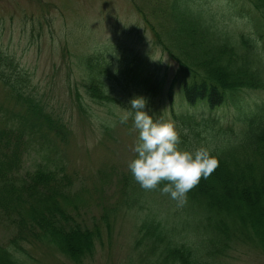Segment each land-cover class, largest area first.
Listing matches in <instances>:
<instances>
[{"label": "trees", "instance_id": "16d2710c", "mask_svg": "<svg viewBox=\"0 0 264 264\" xmlns=\"http://www.w3.org/2000/svg\"><path fill=\"white\" fill-rule=\"evenodd\" d=\"M146 2L137 10L154 47L178 65L167 90L164 80L152 85L150 77L143 79L146 88L165 95L179 147L206 148L218 167L182 205L159 188L145 191L129 170L118 179L120 202L113 215L136 213L138 264H222L237 247L264 256V101H249L252 93H264V0H243L256 14L250 20L255 28L238 36L217 29L214 12L191 0ZM84 63L89 97L98 105L118 102L108 84L111 72L95 58ZM0 82L27 106V115L14 113L6 121V110L0 116V223L14 232L7 246L0 244V264H25L24 243L49 245L72 263L84 264L94 257L102 231L77 220L83 200L75 198L72 178L44 165L21 173L31 126L40 124L63 139L68 129L35 90L28 91L33 77L1 50ZM99 174L110 178L105 171ZM151 202H160L159 212L145 208ZM107 226L111 229L108 221Z\"/></svg>", "mask_w": 264, "mask_h": 264}, {"label": "rangeland", "instance_id": "374dc122", "mask_svg": "<svg viewBox=\"0 0 264 264\" xmlns=\"http://www.w3.org/2000/svg\"><path fill=\"white\" fill-rule=\"evenodd\" d=\"M191 1L214 12L217 29L238 36L255 28L250 20L256 19V14L243 0ZM146 3L0 0V50L33 77L28 91L35 90L38 99L68 129L63 139L40 124L31 126L21 173H31L44 165L72 178L74 196L83 200L77 220L90 228L97 225L102 231L94 257L84 264H138L133 250L136 213L122 211L117 217L113 215L120 202L118 179L129 172L128 164L136 156L133 147L138 133L133 121L130 118L121 123L130 100L144 97L154 119L173 124L165 95H157V88L148 91L143 80L152 78V85L164 80L167 90L178 70L177 63L154 47L153 34L137 10L145 8ZM89 57L111 72L108 84L118 102L98 105L89 97L88 67L84 63ZM249 101H264V93H252ZM26 108L15 100L10 87L0 82V116L8 110V121L14 113L27 115ZM100 170L110 178L99 174ZM160 198L169 202L168 197ZM160 205L144 204L152 214L160 211ZM13 235L7 223H0V244L7 246ZM23 246L27 253L25 264H74L49 245ZM222 264H264V256L257 250L237 247Z\"/></svg>", "mask_w": 264, "mask_h": 264}, {"label": "clouds", "instance_id": "9594fccd", "mask_svg": "<svg viewBox=\"0 0 264 264\" xmlns=\"http://www.w3.org/2000/svg\"><path fill=\"white\" fill-rule=\"evenodd\" d=\"M130 118L138 133L133 147L136 156L128 164L133 179L145 191L159 188L162 194L184 204L201 178L207 179L218 167L217 158L206 148L182 150L175 125L154 119L144 97L130 100L121 123Z\"/></svg>", "mask_w": 264, "mask_h": 264}]
</instances>
